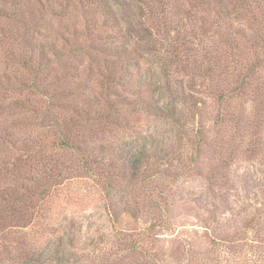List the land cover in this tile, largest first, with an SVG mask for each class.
Listing matches in <instances>:
<instances>
[{"label":"rangeland","instance_id":"1","mask_svg":"<svg viewBox=\"0 0 264 264\" xmlns=\"http://www.w3.org/2000/svg\"><path fill=\"white\" fill-rule=\"evenodd\" d=\"M22 1L0 0V264H264V0Z\"/></svg>","mask_w":264,"mask_h":264},{"label":"trees","instance_id":"2","mask_svg":"<svg viewBox=\"0 0 264 264\" xmlns=\"http://www.w3.org/2000/svg\"><path fill=\"white\" fill-rule=\"evenodd\" d=\"M27 0H23L22 1V3H25ZM87 1V0H86ZM140 3H142V4H147V3H149L148 2V0H138ZM163 1H166V3L169 1V0H163ZM197 3H199L200 5H202V6H205L206 4H208V3H210V2H212V3H216V10H214V13H215V15H213L214 17H217V18H221V17H219V13H221L223 10H221L222 8H225L226 7V3H227V1H229L230 3H231V5L234 3V0L233 1H231V0H195ZM100 3H104L103 2V0H100ZM108 3V2H107ZM26 5V4H25ZM232 6H235V4H233ZM240 6L241 7H244V3H242L241 2V4H240ZM25 7V9H26V11L29 13V14H27V18H28V20H29V22H24L25 24L24 25H30L31 27H29V28H27L26 30H25V33H22V35H20L19 36V39H20V41H24V40H26L27 38H28V41H27V44H28V46H27V48H25V49H27V55L26 56H24V57H22V60L19 62V67L21 68V70H27V69H29V72L31 73V80H30V82H28V81H26V79L24 78V79H22L18 84L19 85H17L18 87H20V86H22V88H26L27 90H29L30 91V93L32 92V91H34L33 90V88L34 87H37V85H36V83H34L35 81V78H36V74H35V72L34 71H31L32 69H30V63H29V60H30V58L32 57V55H33V52H34V50L35 49H37L39 46L42 48V47H44V45H43V43H41V42H39V41H32L29 37L30 36H32V34H34L35 32H39V29H38V19H39V17L37 16V15H34V11L32 12V10L30 11L26 6H24ZM147 7V6H146ZM240 7V8H241ZM180 10V9H179ZM177 12H180V11H178V10H176ZM181 14H183V15H185L188 19H190L191 18V12L190 11H188V12H185V11H183V12H180ZM29 15V16H28ZM22 18L23 19H21V20H25V18H24V16L22 15ZM20 20V22L22 23L23 21H21ZM112 20V19H111ZM208 18H207V22H208ZM211 20V19H210ZM209 20V21H210ZM113 21V20H112ZM114 22V21H113ZM115 23V22H114ZM110 24V23H109ZM116 24V23H115ZM205 26V25H204ZM3 33V32H2ZM6 33H10V32H6ZM5 32L3 33V34H6ZM2 34V35H3ZM1 36V35H0ZM11 36V35H10ZM0 44H1V41H0ZM123 51V50H122ZM165 51L166 52H169L168 51V49H165ZM124 52V51H123ZM41 53H42V57H40V58H44L43 57V55H44V51H41ZM118 53H121V50L118 52ZM125 53V52H124ZM171 54V53H170ZM176 56V55H175ZM174 56V57H175ZM13 59H16V58H12L11 56H10V60L12 61ZM169 62H172V54L170 55V61H168L167 63L168 64H171V63H169ZM118 63H117V61L116 60H113L112 59V61H108L107 63H106V67H108V69H106V71H105V73L103 74V81H102V87L104 88V89H106L107 91L110 89V86H112V84L113 83H115V84H121V82L123 83V81H122V79H121V77H118L117 78V80L115 79V66L117 65ZM29 67V68H28ZM166 68H167V70H168V67L166 66ZM166 69H165V72L167 71ZM211 70V69H210ZM210 70H207L206 72H210ZM78 75V74H77ZM11 80L9 79V77H8V75H6L5 76V73L4 74H0V89L1 90H4V91H8V90H10L11 89V82H10ZM74 92H76V94H78V95H80V96H82L83 95V90L82 89H77L76 91H74ZM74 92H72L71 93V91H69V92H66V95H71V94H73ZM37 100L40 102V100L39 99H37V98H33L32 96H30L29 98H28V101H31V102H33V101H36L37 102ZM77 102H78V100H77ZM76 109V111H78L79 110V108H80V106L78 105V103L77 104H74L73 105V109ZM154 110L156 109V113H160V114H164V116H171V113L170 112H173V111H171V110H168V109H166V110H164L163 111V109H161V107H159V106H157V105H154ZM61 144H64V141H62L61 142ZM141 149H144V150H142L143 151V153H145V151H146V149H145V144H143V146L141 147ZM135 168H138V166H137V163H135ZM151 225V224H150ZM151 227H152V225L150 226V229H151ZM35 255H37L36 257H38V258H40V256L41 255H43V252L42 251H38V253L37 254H35ZM31 260H33V259H31Z\"/></svg>","mask_w":264,"mask_h":264}]
</instances>
